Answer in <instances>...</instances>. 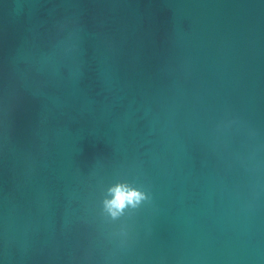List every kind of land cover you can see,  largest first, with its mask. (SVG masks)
I'll use <instances>...</instances> for the list:
<instances>
[{
	"label": "water",
	"instance_id": "1",
	"mask_svg": "<svg viewBox=\"0 0 264 264\" xmlns=\"http://www.w3.org/2000/svg\"><path fill=\"white\" fill-rule=\"evenodd\" d=\"M0 264H264V0H0Z\"/></svg>",
	"mask_w": 264,
	"mask_h": 264
},
{
	"label": "clouds",
	"instance_id": "2",
	"mask_svg": "<svg viewBox=\"0 0 264 264\" xmlns=\"http://www.w3.org/2000/svg\"><path fill=\"white\" fill-rule=\"evenodd\" d=\"M112 193V199L106 201V207L108 211L115 217L123 212V210L131 205L136 207L141 201L148 199L145 193L130 188L127 185H118L110 190Z\"/></svg>",
	"mask_w": 264,
	"mask_h": 264
}]
</instances>
